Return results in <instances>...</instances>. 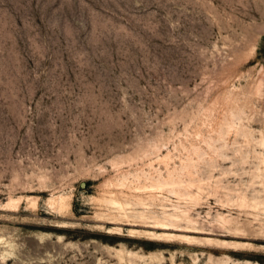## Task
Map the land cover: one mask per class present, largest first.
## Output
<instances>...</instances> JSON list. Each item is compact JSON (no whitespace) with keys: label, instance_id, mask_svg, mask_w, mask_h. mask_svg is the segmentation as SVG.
I'll use <instances>...</instances> for the list:
<instances>
[{"label":"rangeland","instance_id":"374dc122","mask_svg":"<svg viewBox=\"0 0 264 264\" xmlns=\"http://www.w3.org/2000/svg\"><path fill=\"white\" fill-rule=\"evenodd\" d=\"M263 161L264 0H0V264H264Z\"/></svg>","mask_w":264,"mask_h":264},{"label":"bare ground","instance_id":"6f19581e","mask_svg":"<svg viewBox=\"0 0 264 264\" xmlns=\"http://www.w3.org/2000/svg\"><path fill=\"white\" fill-rule=\"evenodd\" d=\"M263 165H264V163H263ZM188 175H189V173H188ZM262 179H264V178H262ZM175 193L178 194L179 192H175ZM181 194H182V192H181ZM113 196L114 195H111V197H109V198H104L103 197L104 199L103 198L102 199H99V202H103V203L107 204V206H110L112 208H115L120 213V215H122L121 218L128 219L129 218V215H128L129 213H127V207L130 206V205H133V204L132 203H126V202H123V201H119L118 199H115L114 198L115 196L114 197ZM188 197H190V196H188ZM134 200H136V199L134 198ZM68 202H69L68 199L67 198H64V197H58V198L49 200V204L52 207L57 208L62 213H67V212H69L71 210L70 203H68ZM146 202L147 201L145 199L143 200V198H142V200H140V203H141L140 205H142L146 209H149V207H147L149 204L146 203ZM256 207H257V205H256ZM149 214H150L149 212H148V215L143 214V215H141L140 218L143 220V222L145 223V225H147V227L146 226L145 227L151 229L152 231L140 232V231H137L136 230V231H132V234H135V235H137V236H139L141 238H145V239L147 238V240H150V241H155V242H158V243H165V244H170V245L174 244L176 241H179V243L181 242V244H186L188 246H193V247L194 246L195 247L196 246L197 247L198 246L199 247H203V246H206V245H210V246L216 245V246L227 247V248L233 247L234 250L239 249V248H245L246 247V245H241V244H238V243L230 244V243H226V242H219V241L216 242V241H212L211 239H208V238L207 239H200L198 237L192 236L194 234H199V233H194V232L189 231V230L188 231H178V229L181 228L179 224L182 223V222H185L188 226L189 225H196V221L194 219L190 218V217L184 216L183 218H180L181 216H179V217L176 216L178 214H176V215H170L169 214V215H164L165 218H164V220H162V219L156 218L155 216L154 217H151V216H149ZM223 220H224V222H223ZM222 222L225 224V226H227V225H229L231 223V221H227L225 219H222ZM233 223H235V222H233ZM231 225H233V224L231 223ZM226 228H228V227H226ZM193 230H194V228H193ZM115 231H116V229H115ZM176 233H182V234H176ZM116 253H117V255H118L119 258H121V259L123 258V256H124V253L123 252H118L117 251ZM131 255L133 256V254H131ZM153 257H155V254H152V258ZM142 258H144V257H142ZM134 259H132V260H134ZM218 264H226V263H222L221 262V263H218Z\"/></svg>","mask_w":264,"mask_h":264}]
</instances>
